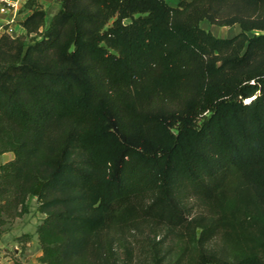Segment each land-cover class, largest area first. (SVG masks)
<instances>
[{
  "label": "trees",
  "instance_id": "1",
  "mask_svg": "<svg viewBox=\"0 0 264 264\" xmlns=\"http://www.w3.org/2000/svg\"><path fill=\"white\" fill-rule=\"evenodd\" d=\"M59 2L0 36V225L35 198L42 264H264V0Z\"/></svg>",
  "mask_w": 264,
  "mask_h": 264
},
{
  "label": "rangeland",
  "instance_id": "2",
  "mask_svg": "<svg viewBox=\"0 0 264 264\" xmlns=\"http://www.w3.org/2000/svg\"><path fill=\"white\" fill-rule=\"evenodd\" d=\"M178 1L179 0H166V2L173 7L177 5ZM32 5L45 11L47 25L51 17L57 13L61 4L59 0H33ZM29 12V9L24 5L20 10V18L23 20ZM200 26L210 31L215 37L220 38H229L240 32V28L237 24L233 26H219L209 24L206 20H203L200 22ZM32 35L33 34L28 35L24 29L17 38L28 41ZM38 206L39 202L35 198L30 197L25 201L20 216L11 219L7 218L6 223L0 225V260L8 257L12 260L21 262L20 258L23 260V257L26 255L33 253L38 248L40 249L36 229L40 225L44 214L39 210ZM26 235H30L28 241L31 242V245L29 247H27L25 243ZM167 245L171 247L174 246V248L176 246L177 248L179 241L172 239Z\"/></svg>",
  "mask_w": 264,
  "mask_h": 264
},
{
  "label": "built area",
  "instance_id": "3",
  "mask_svg": "<svg viewBox=\"0 0 264 264\" xmlns=\"http://www.w3.org/2000/svg\"><path fill=\"white\" fill-rule=\"evenodd\" d=\"M26 1L0 0V36L5 34L17 38L22 33L24 27L21 24L20 10Z\"/></svg>",
  "mask_w": 264,
  "mask_h": 264
},
{
  "label": "crops",
  "instance_id": "4",
  "mask_svg": "<svg viewBox=\"0 0 264 264\" xmlns=\"http://www.w3.org/2000/svg\"><path fill=\"white\" fill-rule=\"evenodd\" d=\"M14 157L12 152H6L0 154V166L10 160H12ZM27 247L31 245V242H26ZM27 249V248H26ZM17 253V252H16ZM41 250L38 248L33 253L26 255L23 257V260L20 258L21 262L18 260H12L8 257L2 258L0 260V264H42L38 258L41 256Z\"/></svg>",
  "mask_w": 264,
  "mask_h": 264
},
{
  "label": "water",
  "instance_id": "5",
  "mask_svg": "<svg viewBox=\"0 0 264 264\" xmlns=\"http://www.w3.org/2000/svg\"><path fill=\"white\" fill-rule=\"evenodd\" d=\"M250 100V99H249Z\"/></svg>",
  "mask_w": 264,
  "mask_h": 264
}]
</instances>
